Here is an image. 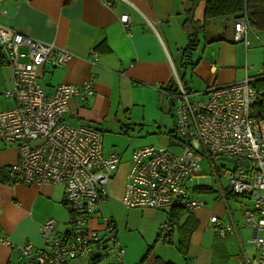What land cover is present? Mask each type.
I'll list each match as a JSON object with an SVG mask.
<instances>
[{
	"label": "built area",
	"instance_id": "obj_1",
	"mask_svg": "<svg viewBox=\"0 0 264 264\" xmlns=\"http://www.w3.org/2000/svg\"><path fill=\"white\" fill-rule=\"evenodd\" d=\"M105 4L113 6L111 1ZM242 15L234 22L232 41L249 47L251 25L247 13ZM129 18L123 13L119 19L128 35ZM70 56L54 43L0 25V61L11 72V87L6 94L16 101L14 110L0 113V135L18 152L8 175L25 186L61 187L64 205L71 214L67 230L60 234L55 232V221L46 220L41 227L46 248L33 254L28 244L21 257L29 260L28 264H69L83 258L93 264L109 256L116 264H124V247L116 238L113 221L102 210L119 166H127L119 198L127 210L177 208L189 213L204 206L190 194L195 186L187 184L205 177L200 162L206 159L210 163L212 158L223 161L225 157L248 162L247 166L232 163V170L223 169L220 175L226 176L231 195L251 199V206L243 207L242 220L252 229L251 242L259 250L258 257L243 256L238 264H264V120L255 116L260 95L254 85L264 77V62L257 75H246L240 82L212 85L200 93L178 82L174 92H163L173 100L178 132L187 144L178 154L163 145L147 144L132 148L125 159L114 150L103 149L99 130L84 124L73 126L65 120L73 97L85 98L93 93L91 79L80 87L60 83L51 94L39 87L40 69L46 64L63 66ZM244 66L245 72L253 67L248 63ZM196 94L202 97L201 102L190 100ZM213 169L211 166L217 190L221 191L220 175ZM218 220L214 215L208 220L216 234L225 237L234 232L232 224Z\"/></svg>",
	"mask_w": 264,
	"mask_h": 264
},
{
	"label": "crops",
	"instance_id": "obj_2",
	"mask_svg": "<svg viewBox=\"0 0 264 264\" xmlns=\"http://www.w3.org/2000/svg\"><path fill=\"white\" fill-rule=\"evenodd\" d=\"M107 1L113 3L111 8L106 7ZM188 3L189 0H0V25L35 40L54 43L56 48L71 54L64 66L53 69L52 75L45 72L41 83L43 87L51 84L45 87L46 93L51 94V86L60 83L80 87L91 79L93 95L73 97L66 121L73 126L96 127L103 134V149L106 151L114 150L110 143H116L115 137L129 136L131 131L132 134L137 133L140 139L134 141L138 145L114 150L117 153L125 151L123 156L127 159L129 151L126 150L130 147L168 144V135L162 131L160 120L166 111L170 115L165 103L172 106V98L163 92L174 88L178 82L187 84L198 93L212 85L240 82L246 75H257L259 64L260 67L263 64L264 59H259L254 49L264 47V12L250 26L247 36L249 47L232 41L235 20L209 24L210 35L206 34L208 22H205L198 33L200 45L194 54L197 58L191 61L194 65L189 64L185 71L181 65V54L187 45L188 34L181 26L190 7ZM123 13L128 14L131 20L129 35L119 20ZM202 15L203 5L200 4L195 16L199 25L203 24ZM250 52L251 61L258 65L249 62L247 55ZM245 62L251 63L255 69L245 72ZM10 74L8 67L0 61V111L15 105L4 94L11 85ZM15 151L0 143V166L15 162ZM125 171L127 166L123 163L115 173L113 183H117L115 178L120 172L122 186ZM237 196L230 194L229 197ZM63 200L64 192L59 186L0 183V264H16L22 249L28 244L32 248L45 249L41 227L46 220L55 221L54 228L58 234L67 230L71 214ZM203 210V207L197 208L191 211V216ZM242 212L243 206L240 207L241 218ZM64 213L68 215V223L64 222ZM212 214L220 221L223 218L215 210L207 211V218H195L197 227L190 234L184 257L188 260L196 257L210 264L212 261L215 264H238L243 256L249 259L258 257L259 250L255 245V251L250 255L240 246L242 236L238 224L233 221L234 215L230 213L229 223L222 222L232 224L234 232L225 237L217 235L230 237L229 241L236 239L241 248L239 252L233 253V259H227L226 252L214 258L208 249L197 251L194 256L192 247L201 244L198 234L205 230ZM200 220H205L202 221V229H199ZM78 263L73 261L69 264Z\"/></svg>",
	"mask_w": 264,
	"mask_h": 264
},
{
	"label": "rangeland",
	"instance_id": "obj_3",
	"mask_svg": "<svg viewBox=\"0 0 264 264\" xmlns=\"http://www.w3.org/2000/svg\"><path fill=\"white\" fill-rule=\"evenodd\" d=\"M221 19L213 20L208 22V28L206 30V34L210 35L212 34V30L209 29L210 25L214 22H220ZM229 21H233L232 18L229 17ZM256 28V27H255ZM254 50H257V56H259V59H264V47H258ZM263 52V53H262ZM250 54V55H249ZM251 55L252 53H248L247 57L249 62L251 61ZM264 61V60H263ZM263 61L261 63H263ZM247 62H245L246 64ZM254 65H258L257 63L253 62ZM249 65H252L251 63H248ZM244 66V65H243ZM255 67V66H254ZM260 67V64H259ZM258 67V68H259ZM257 68V70H258ZM255 69V68H251ZM250 69V70H251ZM51 72V70H49ZM41 82V80H40ZM190 100L201 102L203 99L200 95L196 94L190 97ZM167 104V105H166ZM166 109L169 111L170 115L164 113L160 120L161 129L163 132H166L170 129H173L174 127V120L173 116L176 117V108L174 106H170V104L165 103ZM164 105V106H165ZM65 120L66 117H65ZM96 128V127H95ZM156 128V127H155ZM157 129V128H156ZM140 128H138V131ZM132 132V131H131ZM129 133V136H119L118 138L115 137L116 143H110L111 148L114 150H117L118 148L125 149L124 147L127 145H138L139 143L135 142V139H140L137 133ZM110 142H113L112 139H109ZM104 143L106 144L107 141L104 139ZM154 144V143H151ZM147 145V144H144ZM132 150V147L126 151ZM124 152H120L119 154H124ZM213 164L215 165L216 169L215 173L217 175H220V172L223 171V169L226 170H232L234 167V164L217 160L216 158L213 159ZM201 167V173L205 177L201 178H195L190 183L187 184L189 186H195V185H205L213 190L217 188L216 181L214 178V175L212 174V171L210 170V164L206 159H203L200 162ZM126 172V171H125ZM120 173V172H119ZM118 173V176L115 178L117 180V183H113L114 180H112L111 184L108 186V193L110 195V198H108L107 202L103 205L102 210L104 211V215L111 219L114 222L115 225V232H116V238L120 241V243L124 247V255L122 257V261L124 264H160L158 262L159 260L161 262L167 261L171 262L173 264H210L209 262L200 261L198 258L194 257L188 260V258L184 257L179 253L176 249V235L177 231L176 228L173 229L171 238L174 241V244L169 242L168 240H163V234L165 232H161V227L163 228V224L167 222V211H170L169 209H154V208H143V209H128L125 208L119 198L122 196V186H121V177ZM219 182L223 184V187L226 188L227 186V178L225 175L218 176ZM124 183V182H123ZM190 194L195 195L198 199H200L203 203V211L197 212L193 215L194 218H207L206 212L215 210L222 214L223 218L220 221L221 223L227 222L229 223V214L234 215L233 221H235L236 224H238L239 227V233H241L242 238H240L242 249L245 251L246 254L250 255L255 251V248L253 246V243L251 242L252 233L251 230L244 225V221L242 220L240 216V207L248 206L251 203V199L242 198L237 196L235 197H229V199H226V202H222V198H216V193L209 192V193H203V192H196L193 191ZM224 200V199H222ZM241 201V203H240ZM65 212V210H64ZM66 213V212H65ZM64 213V222L68 221V215ZM187 215V214H185ZM213 216L210 215V217ZM215 216V215H214ZM101 218V217H99ZM208 219V220H209ZM207 220V222H208ZM102 221V220H101ZM205 220H200L199 229L203 228V222ZM223 221V222H222ZM96 224L99 225V221L97 220V217H95ZM68 223V222H67ZM224 224V223H223ZM64 225V224H63ZM205 230L201 231L199 235L200 237V245L192 247L193 255L195 256V253L200 250H210L212 251V254L214 258H216V255H220L221 253H227L228 257L227 259H230L234 257L235 252H239L240 246L238 241L231 240L229 241L230 237L221 238L217 234H215V230L212 229L209 226V222L207 226L204 228ZM214 230V231H213ZM161 233V235H160ZM159 235V236H158ZM249 241L251 243H249ZM259 253V251H257ZM145 255H147L145 257ZM159 260L157 261L156 259ZM117 261L114 258H111L109 256L102 257L100 262H96L93 264H116ZM78 264H90L85 258L79 261ZM211 264H215L214 261H212Z\"/></svg>",
	"mask_w": 264,
	"mask_h": 264
},
{
	"label": "trees",
	"instance_id": "obj_4",
	"mask_svg": "<svg viewBox=\"0 0 264 264\" xmlns=\"http://www.w3.org/2000/svg\"><path fill=\"white\" fill-rule=\"evenodd\" d=\"M189 1L190 3L188 4L190 7L188 10H186V15H185L186 19L184 20L181 26L182 30L185 31L186 34H188V41L186 42L187 45L185 48H183L182 54H181L182 56L181 65L184 70L189 64L191 66L194 65L191 63V61L197 58L195 57L194 54H196V52L199 49V45H200V42L198 39V33L200 32L202 28H204L205 22H209V21H213L217 19H221L220 21L228 20L229 17L232 18V20H236L242 17L243 16L242 14L246 12L248 15L249 21H250V25L252 26L253 22H257L258 18L263 16L262 12H264V0H189ZM200 4L203 5V15H202L203 24L202 25H199V20H197L195 17L196 10ZM55 58H56L55 56L52 57L53 60ZM46 65H48V67L46 69L43 68V70L40 73L41 77L37 80L39 87H41L44 90H46L45 88L46 86L51 85V84H46V86L43 87V84L40 82V80L44 79L45 72L52 75V73L54 72L53 71L54 68L61 67V66H56V65L52 66L50 64H46ZM49 70H51V72ZM57 85L51 86L52 90H54L56 88L55 86ZM254 85L258 89L257 91L260 95L259 100L257 101V103H255L256 104L255 105V113H256L255 116L258 117V119L260 120H264V77L263 76L259 77L255 81ZM10 87H8L7 89H9ZM176 88H177V85L174 88H169V90H166V91L174 92ZM7 89L4 91L5 96L7 97V99L10 98L12 101H14L15 99L13 97L7 96L6 94ZM93 93L91 95H93ZM167 96H170V95H167ZM14 103L15 105L13 108L0 111V113L9 112V111L14 110L16 108V101H14ZM173 120H174L173 129H170L165 132L168 135V142H167L168 144L164 146L170 149L171 151H173L174 153L178 154L180 153L181 149L187 144V139L181 133L178 132L179 130L177 127L175 117ZM0 143L6 147L15 149L16 150L15 152H17V147L14 144H12V142H7L6 140H4V138L1 135H0ZM17 156H18V152H17ZM213 159L214 158H212L210 160V163L209 162L208 163L210 164V168L212 166L214 169H216L215 165L213 164ZM16 161H17V157H16L15 162ZM15 162H13L12 164H14ZM12 164L8 166H0V183L10 181V184H17V182H15V180L13 178H10L8 175L9 167L12 166ZM215 175L217 174L215 173ZM195 188H196L195 189L196 192H203V193L214 192L216 193L215 195L216 198L220 197V198H224V200L226 199L228 200L230 196L229 195L230 193L227 190V186L226 188H224L223 184H222L221 191H218L217 188L213 190L212 188L208 186L200 185V184L195 185ZM249 206H251V203L250 205L245 206V208L247 209L249 208ZM169 210L170 211H167V215H166L167 222H165V224L162 225L163 227L165 226L166 230L164 231L163 228L161 227V232L163 233L165 232V234L162 235L163 236L162 238L163 240H168L169 242L174 244V241L172 240L170 235H172L173 229L176 228V231H177L176 249L182 255H186V252L188 249L187 247L189 245V239L191 236L190 234L196 229L197 220L191 216V212L188 213L185 210L177 209V208H172ZM113 225H114V222H113ZM41 251H42L41 248H37L35 246L32 248L33 254H37V253L40 254ZM146 256L147 255H145V257ZM28 262L29 260H24V258L20 256L16 264H28ZM96 262H100V259L95 260L94 263ZM162 264H173V263L163 262Z\"/></svg>",
	"mask_w": 264,
	"mask_h": 264
},
{
	"label": "water",
	"instance_id": "obj_5",
	"mask_svg": "<svg viewBox=\"0 0 264 264\" xmlns=\"http://www.w3.org/2000/svg\"><path fill=\"white\" fill-rule=\"evenodd\" d=\"M171 105L173 106V100L171 101ZM34 144H37V143H34ZM33 144V145H34ZM223 161H225V162H229V163H235V162H238V163H241V164H243V165H245V166H247L248 165V162L247 161H236V160H234V159H229V158H225V157H222L221 158Z\"/></svg>",
	"mask_w": 264,
	"mask_h": 264
}]
</instances>
